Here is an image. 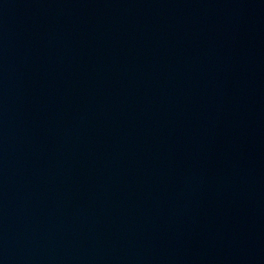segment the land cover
<instances>
[{
  "label": "water",
  "instance_id": "water-1",
  "mask_svg": "<svg viewBox=\"0 0 264 264\" xmlns=\"http://www.w3.org/2000/svg\"><path fill=\"white\" fill-rule=\"evenodd\" d=\"M0 264H264V0H0Z\"/></svg>",
  "mask_w": 264,
  "mask_h": 264
}]
</instances>
